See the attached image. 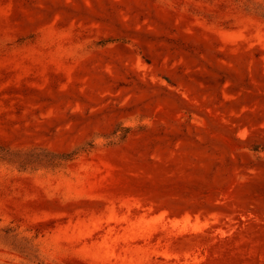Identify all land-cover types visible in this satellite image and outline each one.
Instances as JSON below:
<instances>
[{
  "label": "rangeland",
  "instance_id": "374dc122",
  "mask_svg": "<svg viewBox=\"0 0 264 264\" xmlns=\"http://www.w3.org/2000/svg\"><path fill=\"white\" fill-rule=\"evenodd\" d=\"M200 209L264 213V0H0V264H255Z\"/></svg>",
  "mask_w": 264,
  "mask_h": 264
},
{
  "label": "crops",
  "instance_id": "0c3cea01",
  "mask_svg": "<svg viewBox=\"0 0 264 264\" xmlns=\"http://www.w3.org/2000/svg\"><path fill=\"white\" fill-rule=\"evenodd\" d=\"M188 212H185L186 226ZM191 226L184 231V254L190 245L193 254L199 252L207 242H213L216 248L226 246L235 248L252 259L255 264H264V213L249 209L232 210L218 214L216 219L211 214H204L203 209L190 214Z\"/></svg>",
  "mask_w": 264,
  "mask_h": 264
}]
</instances>
